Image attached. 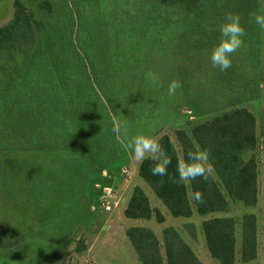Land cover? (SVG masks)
<instances>
[{"label": "rangeland", "instance_id": "rangeland-1", "mask_svg": "<svg viewBox=\"0 0 264 264\" xmlns=\"http://www.w3.org/2000/svg\"><path fill=\"white\" fill-rule=\"evenodd\" d=\"M21 1L36 42L14 61L0 51V264H140L125 236L132 227L150 229L161 246L163 230L172 227L202 264H219L202 229L216 217L236 221L235 264H264V30L250 15L264 13V0H201L194 12L159 0ZM227 13L240 16L245 37L232 66L221 72L212 66L210 50ZM8 15L0 26L9 23ZM172 80L181 87L169 96ZM237 108L255 118L257 143L243 159L257 163L256 204L227 197V211L172 217L139 177L131 138L173 137L175 129L190 134L193 126ZM58 116L62 137L55 134ZM37 120H46L43 132L35 130ZM105 178L112 180L106 186L109 213L98 202ZM135 187L162 223L154 216L121 219ZM245 214L256 219L257 256L241 263Z\"/></svg>", "mask_w": 264, "mask_h": 264}, {"label": "trees", "instance_id": "trees-1", "mask_svg": "<svg viewBox=\"0 0 264 264\" xmlns=\"http://www.w3.org/2000/svg\"><path fill=\"white\" fill-rule=\"evenodd\" d=\"M163 6H182L187 12L199 8L201 0H159ZM45 5H49L44 3ZM36 42L31 21L21 0L13 1V16L9 23L0 26V51H7L10 61L18 54L31 50ZM4 70V68H3ZM68 92L71 88L66 87ZM75 102L78 98H74ZM80 99V98H79ZM101 108V106H100ZM78 111V110H77ZM79 126L83 135L88 130L85 120L80 119L82 112H77ZM24 116H27L24 114ZM20 118V116H16ZM36 131L45 124L37 120ZM92 129L101 130L100 126L91 125ZM55 134L62 137L65 132L63 120L58 116ZM61 134V135H60ZM164 147L172 164L168 172L175 176L177 161L185 158L188 150L207 149L211 171L207 180L197 178L183 184L173 182L169 176H153L150 168L152 161L146 159L139 164L138 175L153 191L174 218H188L193 213L208 215L228 210L227 197L250 207L257 202V163L254 158L243 159V153L256 146L255 118L245 108H237L228 113L193 126L188 134L183 129H175L173 137L164 134L157 139ZM71 168V166H69ZM112 180L105 178L104 187ZM200 192L202 200H193V193ZM264 212V168L262 181ZM123 215L132 220H148L155 217L158 223L163 216L151 208L149 200L140 187H135L124 209ZM188 231L193 227L187 225ZM207 248L210 256L219 264H235L237 253L236 221L232 217H216L202 223ZM241 239L239 259L241 263L253 261L257 256V223L253 214H245L240 221ZM194 234V231L192 232ZM125 236L133 248L140 264H202L190 247L183 241L179 232L168 227L163 230V246L148 228L132 227L125 231Z\"/></svg>", "mask_w": 264, "mask_h": 264}, {"label": "clouds", "instance_id": "clouds-1", "mask_svg": "<svg viewBox=\"0 0 264 264\" xmlns=\"http://www.w3.org/2000/svg\"><path fill=\"white\" fill-rule=\"evenodd\" d=\"M252 20L261 30H264V13L253 11ZM219 36L216 43L210 50V60L212 66L218 68L221 72L228 70L232 66V56L243 45L245 37V28L241 24L240 16L235 13H227L223 22L218 28ZM153 84L159 83L158 76L153 72L146 74ZM181 87L179 81L172 80L167 89V94L173 96L177 89ZM119 131V127H114L113 132ZM132 158L139 163L146 159L152 161L150 168L153 176H169L173 182L183 184L185 181H193L198 177L207 180L208 173L211 171L209 163V152L207 149L188 150L185 158L177 161L175 166V176L168 172L172 159L164 149L163 145L152 135L137 134L130 140ZM193 200L200 202L202 194L193 193Z\"/></svg>", "mask_w": 264, "mask_h": 264}, {"label": "crops", "instance_id": "crops-1", "mask_svg": "<svg viewBox=\"0 0 264 264\" xmlns=\"http://www.w3.org/2000/svg\"><path fill=\"white\" fill-rule=\"evenodd\" d=\"M13 1L14 0H0V18H3L4 16H6L7 13L9 14L8 16H11V17L13 16ZM10 20H11V18H10ZM125 208H126V206H124L122 208L121 219H122V215H123V212H124ZM129 220H132V219H129ZM132 221H134V220H132ZM122 222L124 224H128L129 223V222H125V220H122ZM131 225L132 224H128L127 226H131Z\"/></svg>", "mask_w": 264, "mask_h": 264}, {"label": "built area", "instance_id": "built-area-1", "mask_svg": "<svg viewBox=\"0 0 264 264\" xmlns=\"http://www.w3.org/2000/svg\"><path fill=\"white\" fill-rule=\"evenodd\" d=\"M110 190L107 187H104L102 189L103 194L99 197V207L104 211L109 213L112 211V206L110 204L109 198L107 197L106 193L107 191Z\"/></svg>", "mask_w": 264, "mask_h": 264}]
</instances>
